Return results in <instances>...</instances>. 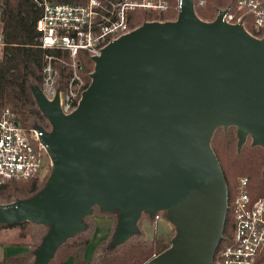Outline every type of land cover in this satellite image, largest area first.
Masks as SVG:
<instances>
[{"label": "water", "instance_id": "water-1", "mask_svg": "<svg viewBox=\"0 0 264 264\" xmlns=\"http://www.w3.org/2000/svg\"><path fill=\"white\" fill-rule=\"evenodd\" d=\"M223 15L203 21L193 0H180L175 20L110 42L68 115L57 96L33 89L52 169L33 196L0 203V224L49 226L35 264L81 232L94 206L117 211L116 245L137 233L143 212H165L174 235L145 264L212 263L228 210L212 135L233 126L238 150L248 136L264 148V38Z\"/></svg>", "mask_w": 264, "mask_h": 264}, {"label": "built area", "instance_id": "built-area-1", "mask_svg": "<svg viewBox=\"0 0 264 264\" xmlns=\"http://www.w3.org/2000/svg\"><path fill=\"white\" fill-rule=\"evenodd\" d=\"M41 8L36 21L38 46L43 50L41 91L46 99L58 97L60 111L72 113L87 88L80 74V52L92 59L101 54L110 42L131 32L130 10L164 12L169 0H85L70 4L51 0H34ZM207 0H193L194 10ZM178 11L180 0H178ZM224 11L228 23H240L252 36L264 38V0H235ZM249 26L251 30L247 29ZM3 0H0V56L4 47ZM68 57L65 62L64 56ZM70 69L69 77L59 83L57 65ZM37 127L24 128L9 108L0 109V184L25 182L37 178L45 159H51ZM247 177L237 181L230 202L232 234L227 243L218 248L214 264H264V197L251 199L246 192ZM227 210V212H228ZM158 211L154 214L160 217Z\"/></svg>", "mask_w": 264, "mask_h": 264}, {"label": "trees", "instance_id": "trees-1", "mask_svg": "<svg viewBox=\"0 0 264 264\" xmlns=\"http://www.w3.org/2000/svg\"><path fill=\"white\" fill-rule=\"evenodd\" d=\"M60 3L79 4L85 0H51ZM235 0H207L206 4L195 8L196 15L203 21H213L220 8L233 6ZM178 0H169L168 9L164 12L146 10H130L128 13L131 28H137L148 21L175 20L178 13ZM41 8L34 0H3L4 47L0 56V109L9 107L16 115V120L24 128L42 127L50 130L47 119L37 107L32 91L42 84L43 50L38 46V32L36 21L40 17ZM247 29L251 30L249 26ZM80 74L90 83V74L94 69V62L86 53L80 52ZM65 62L68 57L64 56ZM61 81L69 77L68 65L59 66ZM211 147L220 163L228 191V202L234 195L237 181L247 177L246 192L251 199L264 197V148L252 145L248 136L245 143L238 150L236 128L219 127L211 138ZM44 184L37 178L21 182L12 181L0 184V203H11L27 199L36 194ZM94 210L103 211L94 206ZM114 216V226L111 235L101 241L94 249L89 264H145L153 256L165 250L171 239L161 234L151 239L145 238L140 230L127 241L114 244L113 234L117 224V211L107 212ZM152 217L154 214L143 212ZM84 229L75 236L67 239L58 247L48 264H63L70 258L73 264H85L84 250L93 234V223L89 216L83 219ZM232 220L230 210L227 212L223 237L218 245L220 248L227 243L232 234ZM138 225V224H137ZM5 228H17L18 244L27 250L7 256L4 261L21 264H35V252L46 235L49 226L33 222L18 224H0V232ZM217 248V249H218ZM211 264H214L212 262Z\"/></svg>", "mask_w": 264, "mask_h": 264}, {"label": "crops", "instance_id": "crops-1", "mask_svg": "<svg viewBox=\"0 0 264 264\" xmlns=\"http://www.w3.org/2000/svg\"><path fill=\"white\" fill-rule=\"evenodd\" d=\"M89 220L93 223L94 229L91 240L84 250L85 264H89L95 247L111 235L115 221L113 214L101 212L99 210L92 211V214L89 215ZM17 233V228H5L1 231L2 237L5 238L3 239V242L0 243V264H21L18 262L4 261L9 255L18 254L27 250L25 246L18 244V239L16 238ZM63 264L73 263L72 260L68 258Z\"/></svg>", "mask_w": 264, "mask_h": 264}, {"label": "rangeland", "instance_id": "rangeland-1", "mask_svg": "<svg viewBox=\"0 0 264 264\" xmlns=\"http://www.w3.org/2000/svg\"><path fill=\"white\" fill-rule=\"evenodd\" d=\"M61 64L57 65V68H59ZM63 65V64H62ZM59 70V69H58ZM83 78V77H82ZM61 77H59L58 82L64 83L65 80H60ZM84 80V79H83ZM84 83L86 81L84 80ZM49 124V122H48ZM50 126V124H49ZM52 166L50 165L48 158L45 159V163L37 177V180L41 184H45L46 181L48 180L50 173H51ZM117 225V224H116ZM138 230L142 233V235L145 238L151 239L154 235L156 234H161L165 236L167 239H171L174 235V228L172 225L167 221L166 219V214L165 212L160 213V217L157 219L156 217L148 216L145 213H142L139 221H138ZM5 237H2L1 232H0V243L3 242V239ZM18 239V237H16ZM10 239V238H7ZM13 240V238H12Z\"/></svg>", "mask_w": 264, "mask_h": 264}]
</instances>
